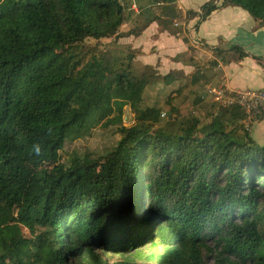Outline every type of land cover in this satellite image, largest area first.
<instances>
[{"label": "trees", "instance_id": "1", "mask_svg": "<svg viewBox=\"0 0 264 264\" xmlns=\"http://www.w3.org/2000/svg\"><path fill=\"white\" fill-rule=\"evenodd\" d=\"M141 1L0 0V264H264V145L251 137L263 111L220 105L207 121L164 125L160 107L143 106L151 86L170 89L167 103L194 97V113L203 96L178 72L137 75L133 55L85 45L130 36L120 30ZM143 1L169 18L148 23L178 17L175 0ZM221 7L264 27V0ZM216 9L189 14L202 22ZM213 52L223 64L247 57L233 45ZM100 123L118 125L112 150L62 159Z\"/></svg>", "mask_w": 264, "mask_h": 264}, {"label": "crops", "instance_id": "2", "mask_svg": "<svg viewBox=\"0 0 264 264\" xmlns=\"http://www.w3.org/2000/svg\"><path fill=\"white\" fill-rule=\"evenodd\" d=\"M210 1L175 0L171 8L178 17L168 27L159 21H146V17L156 16L169 21L161 6H148L142 0L140 5L144 9H141L131 2L128 9L131 18L120 33L132 32L125 39L138 53L135 62L153 68L162 77L171 72L180 73V81L188 83L191 90L204 92L205 102L209 101L206 87H223L230 92L264 91V27L241 8L221 7L223 0H215L217 9L202 22L199 16L189 14H199L201 7ZM148 9L151 10L145 13ZM230 45L241 47L247 57L229 64L220 63L213 49ZM210 60L218 61V66L209 68ZM251 137L264 145V110L261 120L252 124Z\"/></svg>", "mask_w": 264, "mask_h": 264}, {"label": "rangeland", "instance_id": "3", "mask_svg": "<svg viewBox=\"0 0 264 264\" xmlns=\"http://www.w3.org/2000/svg\"><path fill=\"white\" fill-rule=\"evenodd\" d=\"M126 41V42H125ZM98 44L99 49L101 51H108L112 56L123 58L127 57L128 55H133V62L135 64L134 71L137 75L141 74L143 72V67L135 62V58L138 56L137 51L132 50L130 45L127 43V39L125 37L120 38L119 40H115L114 38L111 39H103L100 42H96L94 40H87L85 42L86 46H94ZM82 50V47L80 48H74L70 49L68 51L69 55H74L75 53ZM84 50V49H83ZM209 65V68H215L213 61L207 62ZM221 63V62H220ZM212 69V70H213ZM161 76V75H160ZM212 88H205V93L209 97L208 102H204L201 107H196L194 113L192 109L195 99L192 96H189L187 100H183L180 102H173L167 103L168 95L170 93L169 88H164L162 83H158L155 87L151 86L148 89V92L145 96V103L143 106L146 105H157L162 109V112L165 114V116H161L163 124H169L174 128V124L177 123L173 119H181L183 117H188L190 115L200 116L202 119L207 121L208 116L210 113H212V110L215 108H218V104L213 101V94L210 92ZM214 89L216 87L214 86ZM200 95L204 96V92H199ZM175 96V94L173 95ZM175 104V106H173ZM213 105H216L213 107ZM211 106V107H210ZM201 110V112H199ZM202 114V115H201ZM135 114L133 113L132 109L129 106H126L124 108V114L122 118V124L126 126H130L134 123ZM118 125L110 124V125H103L95 124L92 125L89 130L87 131V135L79 138L78 140L74 141H67L64 151L62 152V159L69 160L74 155L84 156L87 154L91 155H105L108 151L112 150L117 142L120 140V135L117 133ZM112 262L116 261H122V258L120 256H112L110 258ZM208 264H213V261L210 260Z\"/></svg>", "mask_w": 264, "mask_h": 264}, {"label": "built area", "instance_id": "4", "mask_svg": "<svg viewBox=\"0 0 264 264\" xmlns=\"http://www.w3.org/2000/svg\"><path fill=\"white\" fill-rule=\"evenodd\" d=\"M210 92L219 106H239L249 118L261 114L264 109V91L230 92L222 87L211 89ZM162 116H165V114L163 113Z\"/></svg>", "mask_w": 264, "mask_h": 264}]
</instances>
